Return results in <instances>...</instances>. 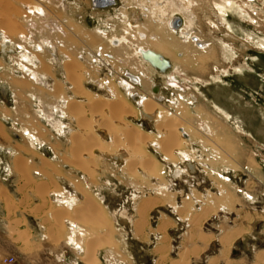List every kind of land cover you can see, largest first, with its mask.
<instances>
[{
  "label": "crops",
  "instance_id": "obj_1",
  "mask_svg": "<svg viewBox=\"0 0 264 264\" xmlns=\"http://www.w3.org/2000/svg\"><path fill=\"white\" fill-rule=\"evenodd\" d=\"M121 1L122 9H126L130 0ZM157 1L159 4L153 0H140L138 6L140 12L144 13V15L141 14L142 17L144 16L143 22L156 25L155 20H161L162 22L159 21L161 27L164 19L158 18L157 14L163 7L160 0ZM118 3V0H0V226L5 228L4 235L8 241L17 248L16 261L10 264H31V262L38 264L42 261H47L45 264H135L127 248L122 249L117 244L114 235L115 220L110 214L108 204L104 203L106 193L107 196L113 194L111 189H107L102 176L114 174L115 170L112 166H108V163L100 162L99 159H96L95 163L89 158H85L84 161L80 160L76 154L77 147L81 146L79 143L84 142L82 139H86L87 143L98 141L99 138L95 130L92 131V128L84 126L90 117L84 111L89 106L90 100L98 98L94 95L93 87L87 84L96 86V89L98 88L110 98L115 99L118 91L121 94L124 93L123 90L127 92L120 81V75L128 74L135 78L133 92L136 95L132 96L127 93L133 105L134 102L141 104L142 98L147 97L148 93L156 100L163 98L161 87L153 75H147L141 67L146 64L150 66L153 73L158 72L142 53L145 48L158 50L156 46L149 45V47L147 44H142L140 39L148 36L146 29L142 31L139 28L138 43L129 50L124 34L103 32L100 36L92 27L85 24L88 20L85 17L87 8L98 13L111 10ZM6 7H8L7 10H5ZM11 9L13 15L9 14L8 10ZM167 13L165 18L168 15L169 17L165 22L168 21L167 25L173 32L177 35L181 34L179 36L184 40L182 42L190 40H185L180 30L187 29L194 34L193 36L199 34V32L196 33L199 29L194 23V25L189 23L191 25L189 27L185 26L188 25L185 23V21L188 22V16L185 14L178 15L177 11H173L171 15ZM240 14L244 15L242 12ZM242 21L240 19V28H236L243 32L247 29L242 28ZM206 35L211 37L214 34L208 32ZM198 37L200 38V35ZM150 38L162 40L161 35L159 37L157 34L150 35ZM202 40L208 42V39L202 38ZM211 42L212 40L209 41V46ZM191 45L199 46L193 40ZM260 47V50H264V44ZM182 54V51L176 49V57ZM162 56L169 64L164 72L172 71L175 60L165 52ZM132 59H138V61L134 63ZM100 63L107 64L111 73L108 72V75H101V77L98 68ZM147 77L150 78L147 80ZM73 81L74 84H72ZM140 106L138 113L139 117L143 118L146 114L142 110L143 105ZM82 161L85 162L84 166H82ZM236 162L238 167H242L237 158ZM94 164L102 165V174L92 172L94 169L97 171L98 166L95 168ZM79 172L83 174L80 175ZM220 179L223 180V177L220 176ZM257 179L251 176V180ZM224 180L233 186L234 191L231 195H234L236 205L242 200V196L236 193L239 189L242 192V187L238 183H232L230 178ZM248 181L245 183L246 186H248ZM121 183L134 187V190L141 188L140 185L131 186L128 182ZM243 188L246 189V187ZM226 193H224L227 196L226 206L222 207L230 209L232 206L229 207L227 204L232 201L231 198L228 199L230 194ZM189 194L186 193L187 198ZM158 195L160 194L139 197L141 200L139 204L137 203L138 206L134 207V214L135 210L137 212L132 218L131 225L133 237L141 243L151 242L154 238L153 247L146 252L149 257L154 256L152 257L153 264H179L181 262L189 264L196 256L204 255L213 241L222 245L220 251L222 250L224 255L220 251L210 255L206 264H234V262L240 264L242 262V259L230 257L228 245H233L243 233L249 232V229L253 227L246 219L248 218L246 213L250 212L253 216V210L245 212L243 214L245 217L241 213L235 218L237 223L221 227L223 229L219 231L220 233L204 232V234H201L203 232L199 230L201 225L198 223L211 219L210 215L222 208L212 206L217 210L209 212L207 216L204 215L206 213L204 210L196 212L198 215L194 213L192 217L187 218V222L188 225L189 223L195 224L193 222L197 218V225L190 224V227L194 226L196 231L199 230L198 233L195 231L193 236L184 233L177 256L171 257L173 238L169 232L177 224L176 221L166 214L160 215L158 224L154 227L155 230L148 231L145 220L153 207L167 203L166 200L163 202L161 196ZM153 201H156L155 204H152ZM143 203H146L147 209L145 205H142ZM170 204H172L171 201ZM183 204L176 206L174 210L185 209L186 203ZM141 208L147 212L142 211V213ZM201 212L204 213L201 214ZM125 213L130 214L129 211L122 209V214ZM128 219L131 223L130 216ZM160 226L161 230L164 228L165 230L160 231ZM203 239L206 240V244ZM120 244L123 246V243ZM39 246L45 250L46 248L60 250L61 247L66 249L69 246L72 252L70 254L62 251L59 253L33 252ZM219 255H223V258ZM217 258H219L218 261ZM254 259L256 260L254 264H263L264 249L256 251Z\"/></svg>",
  "mask_w": 264,
  "mask_h": 264
},
{
  "label": "rangeland",
  "instance_id": "obj_2",
  "mask_svg": "<svg viewBox=\"0 0 264 264\" xmlns=\"http://www.w3.org/2000/svg\"><path fill=\"white\" fill-rule=\"evenodd\" d=\"M118 1L120 4H116L111 10L98 13L87 8L85 17L88 20H86L85 24L92 27L100 36V33L103 32L124 34L123 36L127 41L129 50L137 45L139 39L137 33L139 30L145 31L146 29L148 36L140 39L142 44L156 46L160 51L165 48L162 45L170 44L173 50L165 53L175 60V66L172 71L166 73L164 72L166 68L160 69L154 65L158 72L153 73L150 66L146 64L141 66L146 74L149 76L153 75L160 85L161 95H163L162 100H156L148 93L144 100L142 98L141 104L134 102L133 105L131 97L125 90H123L124 95L118 91L117 95L119 97L116 96L117 98L112 99L103 91L96 89V86L87 84L89 87H93L94 95L98 98L90 100L85 112L92 117H89L84 126L85 128H92V131L95 130L99 136V141H88L86 143L84 141L86 139H83L82 141L84 142L79 143L81 146L77 149L78 153L76 154L78 158L83 160L89 158L94 163L96 159H99L100 162L108 163V166H112L115 170L114 174L102 176V180L104 179L107 189H111L113 194L112 196H107L106 193L104 203L108 204L110 214L115 220L116 229L114 235L117 244L122 249L124 247L127 248L135 264H153L152 257L154 256L149 257L146 252H149L150 248L153 247L154 238L151 242L141 243L133 237L131 225L132 218L137 212L135 211L134 214V207L141 200L139 197L160 194L158 196H161L160 198L163 202L166 200L167 203L153 207L152 211L146 216V223L148 231H153L158 224L160 215L166 214L176 221L177 224L169 232L173 238L171 257L177 256L181 248L180 240L185 232L187 235L191 233L190 236L195 234V229L190 227L191 223L187 225V218L192 217L194 213L200 212V210H205L206 213L215 211V207L210 208L211 210L209 211L207 207L211 205L222 209L210 215L211 219L199 224L201 225L199 230L203 232L201 234H204V232H219L221 229L220 225L227 227L236 222L235 218L241 213L243 215L245 212L254 211L253 216L250 212L246 213L248 215V218H246L253 227L249 229V232L243 233L233 245H230L228 250L231 258L242 259L240 264H254L256 251L264 249V50H260V46L264 44V0H231L232 2L229 6H226V8L225 6L222 7L224 12H220L219 9L224 4V0H184L181 6H178L180 4H174V0L169 2L162 0L163 5L167 6L165 9L170 15L173 11H178V15L185 14L188 16V22L185 21V23H188V27L190 24H195L199 29L196 33L199 32L197 35H200V38L208 39V42L212 40L211 45L205 47L191 45L192 40L190 38H188L190 41L182 42L184 40L179 36L181 34L177 35L173 30H170L167 25L168 21H164L161 27L160 20L158 21L154 18L157 21L156 25L143 22L144 16L142 17L141 14L144 15V13L143 11L140 12V7L138 6L140 0H128L126 9H122V1ZM225 3L227 4V2ZM183 4L189 5L188 12L191 11L192 13H185L182 9L184 7ZM8 11L9 14L13 15L12 9ZM241 12L244 15H241ZM160 14H157V16L162 19ZM240 19L243 20L242 28H246V31L242 32L241 29H238L240 28ZM208 32L214 34V36L211 35L209 37L206 35ZM152 34H157L159 37L161 35L162 40L160 38L158 39L161 40L159 42L158 40H153L150 38ZM176 49L177 51H182V56L176 57ZM136 61L138 59L133 60L134 63ZM133 62L131 63L134 64ZM98 68L100 76L108 75L109 66L107 64L100 63ZM149 78L147 77V80ZM146 101L151 104L150 106L156 105L160 107L162 113L158 115V118L152 116L153 114L151 116L146 115L143 118L139 117L138 110L141 108L140 105H143V102L147 103ZM122 106L124 107L122 108ZM117 108L120 109L116 110ZM143 108H145V105ZM148 108L151 109L150 107ZM157 109L159 110V108ZM121 110L126 112L123 113ZM98 111L100 115H98ZM116 112H120L121 116L119 117ZM184 112H186V115H184ZM115 113L118 117L116 115L113 116ZM179 114L181 118H179ZM160 121L165 122L164 126H162L163 124ZM168 124H172L176 130H173ZM112 127H114V130H112ZM165 128L166 130L164 131L163 129ZM125 130L127 131L125 132ZM183 130L184 132L188 131L186 132L188 133L187 137L183 136ZM111 131H115L116 135L118 134L117 136L115 135L116 138H112L114 133ZM139 135H142V137ZM128 136L131 137L127 138ZM165 138L166 140H164ZM109 140L113 141L110 142ZM106 142L108 143L106 144ZM113 142H115V146L117 145L116 147ZM128 144L132 145L131 147L133 148L131 149ZM106 145L108 146L106 147ZM167 145L171 150L169 148L166 149ZM111 147L112 149L110 150ZM135 147L139 148H136L135 151ZM115 148L118 149L116 150ZM136 153L138 154L136 155ZM130 155L131 158L128 159ZM169 156L173 158L171 159ZM236 158L242 164V167L237 166ZM173 159L175 160L173 161ZM126 164L128 167L131 166L129 169L134 167L129 170ZM93 166L96 168L98 165L94 164ZM101 166L100 164L97 167V171L94 169L92 172L102 174ZM178 169L180 170L179 174L176 173ZM148 170L149 174L147 173ZM143 171L145 172L143 173ZM79 173L80 175L83 174ZM150 174L154 176H149ZM220 176L223 177V180L220 179ZM251 176L258 179L253 181ZM224 177L232 179V183H238L242 187V192L240 191L241 189L236 192L242 196V200L236 205L234 204L235 199H232L233 196L230 195L234 205L232 203L227 205L229 207L233 205L232 209L222 207L226 206L227 196L221 193L228 192L232 194L234 191L233 186L229 185V182H225ZM247 180H249L248 186L245 185ZM121 182H128L131 186L140 185L141 188L134 190V187H129L125 185L126 183L123 184ZM218 184L219 186H217ZM243 187H246V189ZM186 193H190L188 198ZM198 194L199 196L196 198ZM221 196L222 200L219 198ZM219 200L222 202L220 203ZM170 201L172 204H170ZM182 202L186 203V208L179 211L174 210L176 206L183 204ZM122 209L129 211L130 214H122ZM131 212L133 213L131 214ZM184 213L185 215H183ZM129 216L131 223L128 219ZM243 216L245 217V215ZM254 216L255 218H253ZM1 228L0 226V263L10 264L16 261L17 252L15 253V251H17V248L5 237V228H2L3 231ZM153 234L152 232V236ZM120 243H123V246ZM220 249L221 245L217 241H213L204 255L196 256L189 264H206L208 256L214 255ZM38 251L47 253H59L62 251L66 254L72 252L69 246L66 249L61 247L60 250L56 248H46L45 250L39 246L33 250V252ZM5 260H7V263ZM46 262L42 261L38 264H45ZM179 264H183V262Z\"/></svg>",
  "mask_w": 264,
  "mask_h": 264
},
{
  "label": "bare ground",
  "instance_id": "obj_3",
  "mask_svg": "<svg viewBox=\"0 0 264 264\" xmlns=\"http://www.w3.org/2000/svg\"><path fill=\"white\" fill-rule=\"evenodd\" d=\"M167 1L169 2L170 0H164V2H167ZM153 2H157V3H158V1H155V0H154ZM183 2H184V0H174V4H177V5L180 4V5H178V6H181V4H182ZM225 2H227V4H226ZM231 2H232L231 0H226V1L224 0V4L219 8V9H220V12H221V11L224 12V9H222V7L225 6V8H226V6H229V5L231 4ZM146 3H147V2H146ZM144 4H145V3H144ZM153 4H155V3H153ZM158 4H159V3H158ZM160 4H162L161 6L163 7V8H161V9L159 10V11H161V12H160V13H161L160 15L162 16L161 18H162V19H165L166 15L168 14V13H167L168 11L165 9L167 6L165 7V6H164L165 4L163 5L162 0H161V3H160ZM188 4L190 5V3H188ZM183 5H184V7H182V9L184 10V12L187 13V14H189V13L191 12V11L188 12V6H189V5H188V6L185 5V4H183ZM237 5H238V4H237ZM149 6H150V5H149ZM153 6H154V5H153ZM157 6H158V5H157ZM161 6H160V7H161ZM169 6H170V5H169ZM240 8H241V7H240ZM189 9H190V8H189ZM243 9H244V8H243ZM175 10H176V9H175ZM175 12H176V11H175ZM177 12H178V11H177ZM166 13H167V14H166ZM179 13H180V11H179ZM191 13H192V12H191ZM158 14H159V13H158ZM174 14H175V13H174ZM193 14H194V13H193ZM148 15H149V14H148ZM172 16H173V15H172ZM181 16H182V15H181ZM219 16H222V15H219ZM191 18H192V17H191ZM225 18H226V17H225ZM166 19H167V18H166ZM179 19H180V18H179ZM219 19H220V17H219ZM222 19H223V18H222ZM223 20H224V19H223ZM160 21H161V20H160ZM164 21H166V20H164ZM164 21H163V22H164ZM220 21H221V20H220ZM224 21H225V20H224ZM3 22H4V21H3ZM161 22H162V21H161ZM177 22H181V21H177ZM177 22H176V23H177ZM171 23H172V22H171ZM184 24H185V23H184ZM186 24H187V23H186ZM177 25H178V24H177ZM173 26H175V25H173ZM183 26H184V25H183ZM185 26H188V25H185ZM227 26H228V25H227ZM170 30H171V29H170ZM181 33H182V37H183L184 39H188V38H190L191 40H193V41H194L196 44H198L199 46H207V45H209V42L204 41V40H201V38H198L197 36H193V34H192L189 30H187V29L181 31ZM178 34H179V33H178ZM143 36H144V35H143ZM212 36H214V35H212ZM153 37H154V36H153ZM216 37H217V36H216ZM224 41H225V40H224ZM167 42H168V41H167ZM167 42H166V43H167ZM152 44H153V41H152ZM155 45H158V44H155ZM151 46H152V47H155V46H153V45H151ZM162 46H163V48L165 47L164 50H163V52L160 51V50L151 49V48L143 49V52H145V55L148 54V53H149V54H155V55H153V56H157V55H158L160 58H155V57H154V58L152 59V62L155 63V64H158V65H161L162 68L164 69V68L167 67V66L165 67V65L168 64V61H167V59L164 58L162 55H164V52H168V53H169V52L172 50V48H171V45H170V44H164V45H162ZM155 48H156V47H155ZM28 55H29V54H28ZM146 56H148V55H146ZM153 56H152V57H153ZM226 56H227V55H226ZM28 60H29V59H28ZM163 60H166V61H163ZM225 60H226V59H225ZM169 63H170V62H169ZM66 65H67V64H66ZM236 69H237V68H236ZM74 70H75V69H74ZM72 73H73V71H72ZM224 73H225V72H224ZM73 75H75V74H73ZM216 75H218V74H216ZM216 79H217V78H216ZM72 80H73V79H72ZM72 80H71V81H72ZM172 80H173V79H172ZM75 82H76V81H75ZM108 82H109V80H108ZM71 83H72V82H71ZM109 83H112V82H109ZM72 84H74V81H73ZM108 85H109V84H108ZM111 86H112V85H111ZM113 86H114V85H113ZM113 86H112V87H113ZM121 87H122V86H121ZM126 87H127V88H125V89H127V90L130 89V88L128 89V86H127V85H126ZM55 88H56V87H55ZM74 89H75V87H74ZM72 91H73V90H72ZM77 92H78V91H77ZM88 96H89V95H88ZM83 97H84V96H83ZM90 97H91V96H90ZM117 97H119V96H117ZM66 99H67V98H66ZM118 99H122V98H118ZM146 99H147V98H146ZM88 100H89V99H88ZM102 100H103V99H102ZM108 100H109V99H108ZM143 100H144V99H143ZM143 100H142V101H143ZM147 100H148V99H147ZM118 101H119V100H118ZM69 102H70V101H69ZM86 102H87V101H86ZM120 102H121V101H120ZM124 102H125V100H124ZM124 102H123V103H124ZM146 102H147V101H146ZM97 103H98V102H97ZM108 103H109V102H108ZM121 103H122V102H121ZM125 103H126V102H125ZM150 103H152V102H150ZM156 103H157V101H156ZM81 104H82V103H81ZM142 104H143V106L145 105V108H143L142 110H143L144 114H146V115H150V116H151V115L153 114L152 116H155V117L158 118V115H160V114L162 113V110L160 109V107H157L156 105L150 106L151 104H149L148 102H147V103L143 102ZM153 104H154V103H153ZM158 104H159V103H158ZM121 105H122V104H121ZM79 106H81V105H79ZM126 106H127V104H126ZM154 106H155V107H154ZM65 107H66V106H65ZM90 107H91V105H90ZM90 107H89V108H90ZM93 107H94V106H93ZM123 107H124V106H122V108H123ZM148 107H150V108H151V107H154V108L149 109ZM76 108H77V107H76ZM130 108H131V107H130ZM157 108H159V111H161V112H159L158 114H157V112H158V109H157ZM186 108H187V107H186ZM91 109H92V108H91ZM107 109H108V108H107ZM118 109H120V108H117L116 110H118ZM79 110H80V108H79ZM89 110H90V109H89ZM124 110H126V109H124ZM124 110H121V111H122L123 113H125L126 111L124 112ZM129 110H130V109H129ZM164 110H165V109H164ZM75 111H76V110H75ZM100 111H101V110H100ZM70 112H72V111H70ZM84 112H85V111H84ZM90 112L92 113V111H90ZM93 112H94V111H93ZM130 112H131V111H130ZM150 112H152V113L150 114ZM74 113H75V112H74ZM116 113L119 114L120 112H119V113L116 112ZM116 113H115L113 116H115ZM173 113H174V112H173ZM185 113H186V112H184V115H186ZM103 114H104V113H103ZM120 114H121V113H120ZM120 114H119V117L121 116ZM127 114H130V113H127ZM156 114H157V115H156ZM83 115H84V114H83ZM98 115H100V114H99V111H98ZM162 115H164V114H162ZM165 115H166V114H165ZM165 115H164V116H165ZM179 115H180V114H179ZM69 116H70V114H69ZM72 116H73V114H72ZM78 116H79V115H78ZM90 116H91V115H90ZM131 116H132V115H131ZM164 116H163V117H164ZM182 116H183V115H182ZM81 117H82V116H81ZM91 117H92V116H91ZM101 117H102V116H101ZM116 117H118V115H116ZM177 117H178V116H177ZM203 117H204V116H203ZM179 118H181V115H180ZM115 119H116V118H115ZM160 119H161V118H160ZM163 119H164V118H163ZM163 119H162V121L165 120V119H164V120H163ZM101 120H102V119H101ZM120 120H122V119L120 118ZM168 120L170 121V119H168ZM112 121H113V120H112ZM181 121H182V120H181ZM77 122H78V121H77ZM79 122H80V121H79ZM110 122H111V121H110ZM160 122H161V121H160ZM84 123H85V122H84ZM99 123H101V122L99 121ZM156 123H157V122H156ZM161 123L163 124L162 126H164V123H165V122H161ZM175 123H176V122H175ZM184 123H185V122H184ZM78 124H79V123H78ZM82 124H83V123H82ZM110 124H111V123H110ZM113 124H114V123H113ZM113 124H112V125H113ZM157 125H159V123H157ZM160 125H161V124H160ZM168 125H169V124H168ZM169 126H171V127L173 128L172 124H170ZM184 126H185V125H184ZM187 127H188V126H187ZM81 128H84V127H81ZM112 128H113L112 130H114V127H112ZM169 128H170V127H169ZM84 129H85V128H84ZM115 129H116V128H115ZM156 130H157V129H156ZM158 130H159V129H158ZM163 130L165 131L166 128L163 129ZM173 130H176V129L173 128ZM187 130H188V128H187ZM187 130H186V132H188ZM86 131H87V130H86ZM126 131H127V130H125V132H126ZM170 131H171V130H170ZM111 132H113V131H111ZM136 132H137V131H136ZM138 132H139V131H138ZM158 132H160V131H158ZM162 132H163V131H162ZM167 132H168V131H167ZM186 132H184V130H183V133H182L183 136H185V137L188 136V133H186ZM86 133H87V132H86ZM113 133H114V137L112 136V138H116V136H117L118 134L116 135V132H115V131H114ZM128 133H129V132H128ZM128 133H126V134H128ZM168 133H169V132H168ZM191 133H192V132H191ZM131 134H132V133H131ZM131 134H129V135H131ZM166 134H167V133H166ZM166 134H165V135H166ZM177 134H178V133H177ZM222 134H223V133H222ZM115 135H116V136H115ZM122 135H123V134H122ZM150 135H151V133H150ZM157 135H158V134H157ZM179 135H180V134H179ZM135 136H136V135H135ZM137 136H138V135H137ZM139 136H140V135H139ZM153 136H154V135H153ZM95 137H96V136H95ZM129 137H131V136H128L127 138H129ZM140 137H142V135H141ZM158 137H159V135H158ZM158 137H156V138H158ZM167 137H168V136H167ZM210 137H211V136H210ZM222 137H223V136H222ZM83 138H84V137H83ZM92 138H93V137H92ZM132 138H133V134H132ZM134 138H135V137H134ZM146 138H147V137H146ZM146 138H145V140H146ZM163 138H164V137H163ZM163 138H162V139H163ZM211 138H212V137H211ZM223 138H224V137H223ZM229 138H230V137H229ZM229 138H228V139H229ZM124 139H125V138H124ZM140 139H141V138H140ZM142 139H143V138H142ZM204 139H205V138H204ZM215 139H216V138H215ZM79 140H80V139H79ZM82 140H83V139H82ZM133 140H135V139H133ZM156 140H157V139H156ZM164 140H166V138H165ZM164 140H163V141H164ZM171 140H172V139H171ZM209 140H210V139H209ZM80 141H81V140H80ZM84 141H85V140H84ZM98 141H99V140H98ZM109 141H110V140H109ZM111 141H113V140H111ZM111 141H110V142H111ZM115 141H116V140H115ZM121 141L123 142V140H121ZM95 142H96V140H95ZM116 142H117V141H116ZM143 142H144V141H143ZM143 142H141V143H143ZM158 142H159V140H158ZM160 142H161V141H160ZM167 142H169V141H167ZM107 143H108V142H106V144H107ZM113 143H114V146H115V142H113ZM124 143H125V141H124ZM133 143H134V142H133ZM162 143L164 144V142H162ZM170 143H171V142H170ZM178 143H179V142H178ZM218 143H219V142H218ZM230 143H231V142H230ZM97 144H98V143H97ZM104 144H105V143H104ZM110 144H112V143H110ZM116 144H117V143H116ZM155 144H156V143H155ZM226 144H227V143H226ZM95 145H96V144H95ZM101 145H102V144H101ZM112 145H113V144H112ZM128 145H129V144H128ZM161 145H162V144H161ZM161 145H160V146H161ZM168 145H169V143H168ZM168 145H167V146H168ZM173 145H175V144H173ZM234 145H235V144H234ZM73 146H74V145H73ZM78 146H79V145H78ZM107 146H108V145H106V147H107ZM110 146H111V145H110ZM116 146H117V145H116ZM116 146H115V147H116ZM129 146H130V145H129ZM131 146H132V145H131ZM131 146H130V147H131ZM135 146H136V145H135ZM157 146H158V145H157ZM167 146H166V149L169 148V146H168V147H167ZM95 147H96V146H95ZM103 147H104V145L102 146V149H103ZM125 147H126V144H125ZM130 147H128V148H130ZM175 147H176V146H175ZM74 148H75V147H74ZM132 148H133V147H131V149H132ZM136 148H139V147H135V151H136ZM161 148H162V146H161ZM228 148H229V147H228ZM72 149H73V148H72ZM77 149H78V147H77ZM90 149H91V148H90ZM102 149L100 148V150H102ZM111 149H112V147L110 148V150H111ZM115 149L117 150L118 148H115ZM177 149H178V148H177ZM177 149H176V150H177ZM73 150H74V149H73ZM140 150H141V148H140ZM159 150H160V149H159ZM169 150H171V149L169 148ZM229 150H230V149H229ZM74 151H75V150H74ZM74 151H73V152H74ZM137 151H138V150H137ZM141 151L143 152V150H141ZM227 151H228V150H227ZM233 151H234V150H233ZM84 152H85V151H84ZM159 152H161V151H159ZM77 153H78V152H77ZM112 153H113V152H112ZM117 153H118V152H117ZM137 154H138V153H136V155H137ZM143 154H145V152H143ZM140 155H141V154H140ZM146 155H147V154H146ZM164 155H165V154H164ZM132 156H133V155H132ZM64 157H65V156H64ZM90 157H91V156H90ZM167 157H168V156H167ZM169 157H170V156H169ZM130 158H131V155H130V157H129L128 159H130ZM141 158H143V157H141ZM153 158H154V157H153ZM170 158L172 159L173 157H170ZM170 158H169V159H170ZM221 158H222V156H221ZM76 159H77V158H76ZM150 159H151V158H150ZM69 160H70V159H69ZM80 160H81V159H80ZM85 160H86V159H85ZM85 160H84V161H85ZM135 160H136V159H135ZM139 160H140V159H139ZM174 160H175V159H173V161H174ZM131 161H132V159H131ZM141 161H142V160H141ZM125 162H126V161H125ZM136 162H137V161H136ZM66 163H67V162H66ZM82 163H83L82 166H84V163H85V162L82 161ZM82 163H81V164H82ZM132 163H133V162H132ZM73 164H74V163H73ZM85 165H86V164H85ZM137 165H138V163H137ZM140 165H141V163H140ZM126 166H127V164H126ZM123 167H125V166H123ZM127 167H128V166H127ZM127 167H126V169H127ZM129 167H131V166H129ZM129 167H128V169H129ZM133 167H134V166H133ZM133 167H132V168H133ZM132 168H130L129 170H132ZM141 168H142V167H141ZM145 168H147V167H145ZM124 169H125V168H124ZM129 170H127V171L129 172ZM143 170H144V169H143ZM141 171H142V170H141ZM145 171H146V170H145ZM145 171H143V173H144ZM125 172H126V171H125ZM131 172H135V171H131ZM153 172H155V171H153ZM179 172H180V170L178 169V170L176 171V173L179 174ZM147 173H148V174L150 173L149 170H148ZM147 173H145V174H147ZM131 174H132V173H131ZM206 174H207V173H206ZM218 174H219V173H218ZM152 175H153V174H150L149 176H152ZM156 175H157V174H156ZM209 175H210V174H209ZM222 175H223V174H222ZM153 176H154V175H153ZM155 177H156V176H155ZM211 177H212V176H211ZM160 178H161V177H160ZM160 178H159V179H160ZM212 179H213V178H212ZM214 179H215V178H214ZM134 180H135V179H134ZM220 183H221V182H220ZM217 186H219V184H218ZM76 189H77V188H76ZM222 189H223V188H222ZM47 190H48V189H47ZM47 190H46V191H47ZM160 190H161V189H160ZM160 190H159V191H160ZM162 190H163V189H162ZM219 190H220V188H219ZM223 190L225 191V189H223ZM220 191H221V190H220ZM160 192H161V191H160ZM160 192H159V193H160ZM190 192H191V191H190ZM208 192H209V191H208ZM208 192H207V193H208ZM207 193H206V195H207ZM216 193H217V192H216ZM37 194H38V192H37ZM162 194H163V193H162ZM194 194H195V193H194ZM196 194H197V193H196ZM221 194H224V193H221ZM226 194H227V193H226ZM206 195H205V196H206ZM230 195H231V194H230ZM230 195H229V197H230ZM191 196H192V195H191ZM193 196H194V195H193ZM198 196H199V194L197 195L196 198H198ZM219 196H220V194H219ZM222 196H223V195H222ZM222 196L219 197V198L221 199ZM232 196H234V195H232ZM163 197H164V196H163ZM229 197H228V199H229ZM146 198L148 199V197H146ZM152 198H153V197H152ZM224 198H225V197H224ZM230 198H231V197H230ZM87 199H88V198H87ZM147 199H146V200H147ZM149 199H150V197H149ZM186 199H187V198H186ZM215 199H216V198H215ZM226 199H227V198H226ZM232 199H234V198L232 197ZM44 200H45V199H44ZM157 200H159V199L157 198ZM195 200H198V199H195ZM224 200H225V199H224ZM88 201H89V200H88ZM151 201H152V200H151ZM192 201H193V200H192ZM205 201H206V200H205ZM207 201H208V200H207ZM219 201H220V203L222 202L221 200H219ZM229 201H230V200H229ZM232 201H233V200H232ZM236 201H237V200H236ZM144 202H145V201H144ZM146 202L149 203L148 200H147ZM153 202H156V201H153ZM203 202H204V201H203ZM41 203H42V202H41ZM45 203H46V202H45ZM141 203H142V202H141ZM141 203H140V204H141ZM182 203H183V202H182ZM223 203H224V201H223ZM228 203H229V202H228ZM138 204H139V203H138ZM153 204H154V203H153ZM230 204H231V203H230ZM232 204H233V203H232ZM78 205H79V204H78ZM142 205H145V207H146V203H143ZM148 205H149V204H147V206H148ZM182 205H184V204H182ZM233 205H234V204H233ZM233 205H232V206H233ZM137 206H138V205H137ZM206 206H209V205H206ZM139 207H140V206H139ZM148 208H149V206H148ZM151 208H152V207H151ZM176 208H177V207H176ZM181 208H182V207H181ZM185 208H186V207H185ZM209 208H212V206L210 205ZM213 208H214V207H213ZM217 208H218V207H217ZM219 208H220V207H219ZM146 209H147V207H146ZM201 209H202V208H201ZM203 209H204V208H203ZM215 209H216V208H215ZM230 209H232V208H230ZM237 209H238V208H237ZM53 210H54V209H53ZM137 210H139V209L137 208ZM210 210H211V209H209V211H210ZM213 210H214V209H213ZM216 210H217V209H216ZM135 211H136V210H135ZM141 211H143L142 208H141ZM145 211H146V210L144 209L143 212H145ZM204 211H205V210H204ZM207 211H208V209H207ZM143 212H142V213H143ZM146 212H147V211H146ZM195 212H196V210H195ZM212 212H213V211H212ZM197 213H199V212H197ZM197 213H195V214H197ZM202 213H204V212H201V214H202ZM208 213H209V212H208ZM208 213H206V216L208 215ZM89 214H90V213H89ZM94 214H95V213H94ZM96 214H97V213H96ZM145 214H146V213H144V215H145ZM186 214H187V213H186ZM201 214H200V215H201ZM77 215H78V214H77ZM183 215H185V213H184ZM187 215H189V214H187ZM197 215H198V214H197ZM204 215H205V214H204ZM58 216H60V215H58ZM141 216H143V215H141ZM206 216H205V217H206ZM247 216H248V215H247ZM195 217H197V216H195ZM195 217H194V218H195ZM201 217H202V216H201ZM162 218H163V217H162ZM206 218H207V217H206ZM195 219H196V220H195L194 222H193L192 220H191V221H192L193 223L196 224V221H197L198 219H197V218H195ZM246 219H247V218H246ZM250 219H251V218H250ZM260 219H261V218H260ZM45 220H46V219H45ZM145 220H146V219H145ZM145 220H143V221H145ZM202 220H203V219H202ZM56 221H57V220H56ZM106 221H107V220H106ZM137 221H138V219H137ZM199 221H200V220H199ZM47 222H48V221H47ZM135 222H136V221H135ZM135 222H134V223H135ZM241 222H242V221H241ZM88 223H89V222H88ZM88 223H87V224H88ZM103 223H105V222H103ZM138 223H139V221H138ZM197 223H198V222H197ZM201 223H202V221H201ZM236 223H237V222H236ZM92 224H93V223H92ZM136 224H137V223H135V225H136ZM144 224H145V223H144ZM146 224H147V223H146ZM195 224H192V223H191V225H194V226H195ZM198 224H200V222H199ZM50 225H51V224H50ZM100 225H101V223H100ZM187 225H188V224H187ZM191 225H190V226H191ZM196 225H197V224H196ZM136 226H137V225H136ZM194 226H193V228H195ZM220 226L222 227V225H220ZM142 227H143V226H142ZM146 227H147V226H146ZM160 227H161V226H160ZM196 227H198V226H196ZM199 227H200V226H199ZM199 227H198V228H199ZM223 227H224V226H223ZM246 227H247V226H246ZM161 229H162V227L160 228V231H161ZM188 229H189V228H188ZM190 229H191V228H190ZM221 229H222V228H221ZM221 229H220V230H221ZM226 229H227V228H226ZM242 229H243V228H242ZM163 230H165V228H164ZM163 230H162V231H163ZM191 230H192V229H191ZM191 230H190V232H191ZM220 230H219V231H220ZM228 230H229V228H228ZM237 230H238V228H237ZM243 230H244V229H243ZM92 231H93V230H92ZM106 231H107V230H106ZM195 231H196V230H194V232H195ZM198 231H199V230H198ZM200 231H201V230H200ZM230 231H231V230H230ZM245 231H246V230H245ZM158 232H159V231H158ZM192 232H193V231H192ZM194 232H193V233H194ZM224 232H225V234L227 233L226 230H224ZM228 232H229V231H228ZM232 232H233V231H232ZM235 232H236V231H235ZM238 232H239V231H238ZM241 232H242V231H240V233H241ZM185 233H186V232H185ZM187 233H188V232H187ZM195 233H196V232H195ZM197 233H198V232H197ZM206 233H207V232H206ZM219 233H220V232H219ZM233 233H234V232H233ZM236 233H237V232H236ZM99 234H100V233H99ZM134 234H135V233H134ZM137 234H138V233H137ZM190 234H191V233H190ZM190 234H189V236H190ZM199 234H200V233H199ZM230 234L232 235V233H229V235H230ZM207 235H208V234H207ZM227 235H228V234H227ZM227 235H223V236L227 237ZM238 235H240V234H238ZM136 236H137V235H136ZM89 237H90V236H89ZM198 237H199V235H198ZM234 237H235V236H234ZM194 238H196V237L194 236ZM208 238H210V237H208ZM212 238H213V237H212ZM222 238H223V237H222ZM232 238H233V237H232ZM50 239H51V238H50ZM90 239H91V238H90ZM97 239H98V238H97ZM99 239H100V238H99ZM167 239H168V238H167ZM187 239H188V238H187ZM192 239H193V238H192ZM196 239H197V238H196ZM210 239H211V238H210ZM219 239L221 240V238H219ZM164 240H166V239H164ZM185 240H186V239H185ZM189 240H191V239H189ZM200 240H201V238H200ZM203 240H204V239H203ZM208 240H209V239H208ZM208 240H207V241H208ZM232 240H233V239H232ZM205 241H206V240L203 241L204 244H206ZM223 241H224V240H223ZM86 242H87V241H86ZM92 242H93V241H92ZM191 242H192V241H191ZM221 242H222V240H221ZM161 243H162V240H161ZM227 243H228V242H227ZM227 243H226V244H227ZM194 244H195V243H194ZM194 244H193V245H194ZM207 244H208V243H207ZM221 244H222V243H221ZM162 245H164V244H162ZM193 245H192V246H193ZM195 245H196V244H195ZM195 245H194V246H195ZM201 245L203 246L202 243H201ZM87 246H88V245H87ZM165 246H166V245H165ZM165 246H164V247H165ZM194 246H193V247H194ZM204 246H206V245H204ZM221 246H222V245H221ZM199 247H200V246H199ZM206 247H207V246H206ZM157 248H158V247H157ZM165 248H167V247H165ZM188 248H189V247H188ZM229 248H230V245H229ZM229 248H228V250H229ZM191 249H192V247H191ZM191 249H190V250H191ZM154 250H155V249H154ZM166 250H167V249H166ZM166 250H165V251H166ZM199 250H200V249H199ZM199 250H198V251H199ZM187 251H188V250H187ZM221 251H222V250H221ZM221 251H220V252H221ZM225 251H227V250H225ZM185 252H186V250H185ZM188 252H191V251H188ZM188 252H187V253H188ZM163 253H164V252H163ZM193 253H194V252H193ZM197 253H198V252H197ZM197 253H196V254H197ZM199 253H200V252H199ZM221 253H222V252H221ZM228 253H229V252H228ZM222 254L224 255V253H222ZM189 255H190V254H189ZM194 255H195V254H194ZM223 255H222V256L219 255V257L221 256V257L223 258ZM225 255H227V253H226ZM228 255H229V254H228ZM258 255H259V254H258ZM256 256H257V255H256ZM225 257H227V256H225ZM258 257H259V256H258ZM214 258H216V257H214ZM214 258H213V259H214ZM178 259H179V258H178ZM182 259H183V258H182ZM186 259H187V258H186ZM189 259H190V258H189ZM218 259H219V258H217V261H218ZM229 259H230V258H229ZM229 259H228V260H229ZM164 260H165V259H164ZM179 260H180V259H179ZM184 260H185V259H184ZM159 261H160V260H159ZM263 261H264V259H263ZM174 262H175V260H174ZM180 262H181V261H180ZM226 262H227V261H226ZM175 263H176V262H175ZM181 263H182V262H181ZM215 263H216V262H215ZM263 263H264V262H263ZM231 264H233V263H231ZM234 264H235V262H234ZM256 264H257V263H256Z\"/></svg>",
  "mask_w": 264,
  "mask_h": 264
},
{
  "label": "built area",
  "instance_id": "obj_4",
  "mask_svg": "<svg viewBox=\"0 0 264 264\" xmlns=\"http://www.w3.org/2000/svg\"><path fill=\"white\" fill-rule=\"evenodd\" d=\"M143 53V52H142ZM98 55V54H97ZM167 68V67H166ZM109 73H111L110 71H108ZM108 73V74H109ZM120 81L122 82V85L125 87V88H127L126 87V85L128 86V89L129 90H127V93H130L132 96H135L136 95V93H134L133 92V90H134V87H135V84H134V79L135 78H133L132 76H128V74H125V75H120ZM7 260H5V262H6ZM7 263V262H6Z\"/></svg>",
  "mask_w": 264,
  "mask_h": 264
},
{
  "label": "water",
  "instance_id": "obj_5",
  "mask_svg": "<svg viewBox=\"0 0 264 264\" xmlns=\"http://www.w3.org/2000/svg\"><path fill=\"white\" fill-rule=\"evenodd\" d=\"M143 55H144V57H145L148 61H150L153 65L159 67L160 69H163L161 65H158V64H155V63L152 62V59H153L154 57H155V58H160L158 55H157V56H153V55H155V54H149V53H148V54H146V55H148V56H146V55H145V52H143ZM152 56H153V57H152ZM163 61H166V60H163ZM168 65H169V64L165 65V67L168 66Z\"/></svg>",
  "mask_w": 264,
  "mask_h": 264
},
{
  "label": "flooded vegetation",
  "instance_id": "obj_6",
  "mask_svg": "<svg viewBox=\"0 0 264 264\" xmlns=\"http://www.w3.org/2000/svg\"><path fill=\"white\" fill-rule=\"evenodd\" d=\"M150 113H151V112H150ZM158 113H159V110H158L157 114H158ZM157 114H156V115H157Z\"/></svg>",
  "mask_w": 264,
  "mask_h": 264
}]
</instances>
